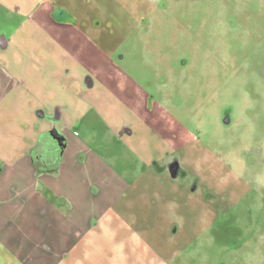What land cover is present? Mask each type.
Returning <instances> with one entry per match:
<instances>
[{
    "label": "rangeland",
    "instance_id": "374dc122",
    "mask_svg": "<svg viewBox=\"0 0 264 264\" xmlns=\"http://www.w3.org/2000/svg\"><path fill=\"white\" fill-rule=\"evenodd\" d=\"M1 1L15 12L9 29L25 23L26 47L55 49L72 68L91 65L106 101L90 114L115 126L124 114L125 130L140 133L156 161L110 227L68 235L74 245L61 263L264 264V0H167L135 28L149 32L129 41L140 55L111 57L124 72L109 80L106 57L85 56L91 46L80 32L71 41L68 15L61 28L50 24L54 1L44 38L24 21L29 10L38 16L41 0ZM0 253V264H12Z\"/></svg>",
    "mask_w": 264,
    "mask_h": 264
},
{
    "label": "crops",
    "instance_id": "0c3cea01",
    "mask_svg": "<svg viewBox=\"0 0 264 264\" xmlns=\"http://www.w3.org/2000/svg\"><path fill=\"white\" fill-rule=\"evenodd\" d=\"M51 1L60 7L50 24L61 28L68 15L71 41L80 32L91 46L85 56L96 50L95 55L106 57L101 71H108L107 80L113 72H124L111 57L124 63L126 56L140 55L129 41L149 32L142 35L135 28L167 2L72 0L66 6L61 0H41L38 16L29 10L22 20L37 23L43 38L40 28L46 11L54 8ZM14 13L0 0V248L12 264H62L74 245L68 235L110 227L111 216L127 209V197L156 161L149 143L138 139L140 133L125 130L124 114L116 126L108 125L109 116L90 114L106 101L98 94L100 80L87 73L94 71L91 65L72 68L65 64L71 59L55 49L26 47L25 23L8 28ZM122 98L117 100L124 104ZM98 122L108 128L97 127ZM139 147L145 158L137 155Z\"/></svg>",
    "mask_w": 264,
    "mask_h": 264
}]
</instances>
